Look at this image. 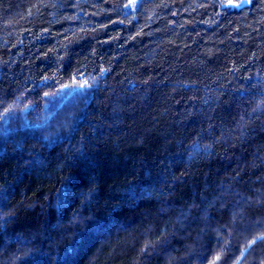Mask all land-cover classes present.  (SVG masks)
Returning <instances> with one entry per match:
<instances>
[{
	"label": "trees",
	"instance_id": "1",
	"mask_svg": "<svg viewBox=\"0 0 264 264\" xmlns=\"http://www.w3.org/2000/svg\"><path fill=\"white\" fill-rule=\"evenodd\" d=\"M127 4L0 0V264H264V0Z\"/></svg>",
	"mask_w": 264,
	"mask_h": 264
},
{
	"label": "snow or ice",
	"instance_id": "2",
	"mask_svg": "<svg viewBox=\"0 0 264 264\" xmlns=\"http://www.w3.org/2000/svg\"><path fill=\"white\" fill-rule=\"evenodd\" d=\"M136 2L137 0H128V4L125 5V7L134 6ZM247 2H250V0H227V4L230 6H234V7H239L241 4L247 3ZM258 239L261 241H264V236H261ZM255 243H257V239H253L251 243L249 244L248 249H245V251H248L251 248L252 244H255ZM241 258L242 259L244 258V252L241 253ZM218 260H219V256H217L212 261V264H216V261ZM237 264H240V261H237Z\"/></svg>",
	"mask_w": 264,
	"mask_h": 264
},
{
	"label": "rangeland",
	"instance_id": "3",
	"mask_svg": "<svg viewBox=\"0 0 264 264\" xmlns=\"http://www.w3.org/2000/svg\"><path fill=\"white\" fill-rule=\"evenodd\" d=\"M138 1V0H137ZM136 4H137V2H136ZM136 4L134 5V6H136Z\"/></svg>",
	"mask_w": 264,
	"mask_h": 264
}]
</instances>
